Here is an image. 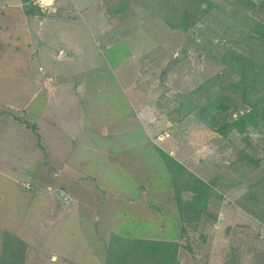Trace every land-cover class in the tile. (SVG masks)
Here are the masks:
<instances>
[{"label": "rangeland", "instance_id": "rangeland-1", "mask_svg": "<svg viewBox=\"0 0 264 264\" xmlns=\"http://www.w3.org/2000/svg\"><path fill=\"white\" fill-rule=\"evenodd\" d=\"M18 2L0 0V251L10 231L28 244L25 264H104L117 232L178 240L182 264H264V223L234 202L264 176V135L247 145L259 168L234 186L219 170L244 142L224 146L213 129L236 108L187 114L185 134L156 113L159 96L221 69L236 28L214 9L187 32L155 0H55L41 30ZM159 148L214 181L228 201L220 223L182 216Z\"/></svg>", "mask_w": 264, "mask_h": 264}, {"label": "trees", "instance_id": "trees-1", "mask_svg": "<svg viewBox=\"0 0 264 264\" xmlns=\"http://www.w3.org/2000/svg\"><path fill=\"white\" fill-rule=\"evenodd\" d=\"M158 1L155 0L157 12L175 31H190L210 9L219 11L224 20H228L230 29L236 28L235 33L228 32L230 40L224 37L229 41L220 46L221 69L187 95L175 93L167 96L164 93L159 96L160 111L156 113L168 115L172 121L171 130L185 134L183 123L187 122V114L209 108L222 112L236 108V117H225L213 130L224 146H229L231 135H240L244 142L236 148L230 160L223 161L228 172H222L223 167L219 170V178L223 182L240 185L260 165L259 158L247 147L252 143L251 135L253 132L264 135V0H160V7ZM22 2L28 5L27 10L35 12L34 0ZM237 43H240L239 47H235ZM27 126L32 127L31 124ZM159 152L170 174V184L176 191L182 216L192 221L220 223V211L228 201L215 187L214 181L186 167L171 153L161 148ZM234 202L264 223V176L249 183ZM27 247L23 238L6 231L0 264H25ZM180 249L178 240L126 237L113 232L104 264H182ZM232 255L226 256L228 264H236L231 261Z\"/></svg>", "mask_w": 264, "mask_h": 264}, {"label": "crops", "instance_id": "crops-1", "mask_svg": "<svg viewBox=\"0 0 264 264\" xmlns=\"http://www.w3.org/2000/svg\"><path fill=\"white\" fill-rule=\"evenodd\" d=\"M56 2L59 3V0H56ZM22 3L23 2L21 0L20 4L18 2L15 5L21 7ZM47 13L48 12H46L45 10H42L39 6H37V9H35V12H31V11L26 9V10H24L23 13H18V15H21V17H23L21 19V21L23 22V25L25 27L30 28L32 26L31 23L34 22L35 25L39 26L40 29H41V27H43L45 25V23L47 22V20H48ZM14 23L16 24L17 22H14ZM51 86H53V85H51ZM43 87L46 89V92H48L47 88L50 87V86L46 85V86H43ZM52 92H53V93H51L52 95H49V93H47L46 104H45V106L43 107V110H42V112H43L42 115H44V116H46L45 114L48 113L49 103H51V99L54 96V91H52ZM13 127L16 129L17 128L16 124ZM14 128H12V130H14ZM151 239H153V238H151Z\"/></svg>", "mask_w": 264, "mask_h": 264}, {"label": "built area", "instance_id": "built-area-1", "mask_svg": "<svg viewBox=\"0 0 264 264\" xmlns=\"http://www.w3.org/2000/svg\"><path fill=\"white\" fill-rule=\"evenodd\" d=\"M55 0H51L49 3L48 0H34L33 5L39 6L42 10L49 12V8L53 6ZM50 6V7H49Z\"/></svg>", "mask_w": 264, "mask_h": 264}, {"label": "clouds", "instance_id": "clouds-1", "mask_svg": "<svg viewBox=\"0 0 264 264\" xmlns=\"http://www.w3.org/2000/svg\"><path fill=\"white\" fill-rule=\"evenodd\" d=\"M48 2L50 3V2H51V0H48Z\"/></svg>", "mask_w": 264, "mask_h": 264}]
</instances>
